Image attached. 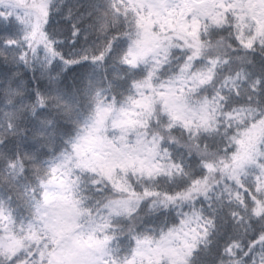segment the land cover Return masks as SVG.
Returning a JSON list of instances; mask_svg holds the SVG:
<instances>
[{
    "label": "snow or ice",
    "instance_id": "1",
    "mask_svg": "<svg viewBox=\"0 0 264 264\" xmlns=\"http://www.w3.org/2000/svg\"><path fill=\"white\" fill-rule=\"evenodd\" d=\"M0 264H264V0H0Z\"/></svg>",
    "mask_w": 264,
    "mask_h": 264
}]
</instances>
